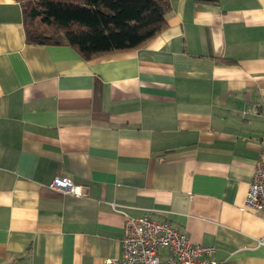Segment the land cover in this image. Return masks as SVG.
<instances>
[{"label":"crops","instance_id":"crops-1","mask_svg":"<svg viewBox=\"0 0 264 264\" xmlns=\"http://www.w3.org/2000/svg\"><path fill=\"white\" fill-rule=\"evenodd\" d=\"M168 3L142 47L85 60L28 43L20 4L0 0V264H103L144 214L219 264H264V214L244 209L264 0ZM59 174L84 194L51 189Z\"/></svg>","mask_w":264,"mask_h":264},{"label":"trees","instance_id":"trees-1","mask_svg":"<svg viewBox=\"0 0 264 264\" xmlns=\"http://www.w3.org/2000/svg\"><path fill=\"white\" fill-rule=\"evenodd\" d=\"M16 1L28 43L68 46L85 60L142 47L164 29L169 9L168 0Z\"/></svg>","mask_w":264,"mask_h":264},{"label":"built area","instance_id":"built-area-1","mask_svg":"<svg viewBox=\"0 0 264 264\" xmlns=\"http://www.w3.org/2000/svg\"><path fill=\"white\" fill-rule=\"evenodd\" d=\"M50 188L75 196L84 194L83 188L64 174L55 176ZM244 209L264 214V148L254 165ZM162 251L166 252L165 258H162ZM214 256L213 247L193 245L185 234L170 224L157 222L144 214L126 218L122 229L121 257L107 258L103 264H219Z\"/></svg>","mask_w":264,"mask_h":264}]
</instances>
